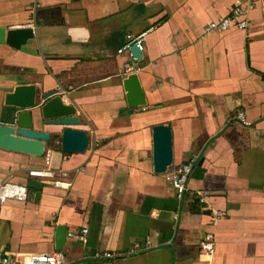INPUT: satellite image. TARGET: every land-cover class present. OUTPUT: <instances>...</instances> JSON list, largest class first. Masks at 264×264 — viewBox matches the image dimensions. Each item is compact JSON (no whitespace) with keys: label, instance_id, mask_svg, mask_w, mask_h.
Returning <instances> with one entry per match:
<instances>
[{"label":"crops","instance_id":"obj_1","mask_svg":"<svg viewBox=\"0 0 264 264\" xmlns=\"http://www.w3.org/2000/svg\"><path fill=\"white\" fill-rule=\"evenodd\" d=\"M237 1L0 0V26L34 31L19 50L0 44V88L66 91L75 128L90 140L80 154L56 140L39 158L0 150V184H45L24 202L0 203V254L61 252L64 264H103L105 252L116 264H264V0H252L246 30L203 32ZM140 33L145 104L130 109L120 74L129 58L118 50ZM3 96L0 123L8 124ZM240 112L251 126L233 120ZM159 124L172 134L167 171L195 158L180 198L165 173L153 172L151 128ZM30 169L70 185L30 177ZM216 212L224 217L213 223ZM59 225L67 234L85 228V243L67 236L55 250ZM206 233L210 256L198 249Z\"/></svg>","mask_w":264,"mask_h":264},{"label":"water","instance_id":"obj_2","mask_svg":"<svg viewBox=\"0 0 264 264\" xmlns=\"http://www.w3.org/2000/svg\"><path fill=\"white\" fill-rule=\"evenodd\" d=\"M34 38L31 27L7 29L0 26V44L19 50ZM132 57L140 60L142 52L135 45L130 48ZM127 106L130 109L145 104L144 94L138 75L132 73L122 81ZM4 93L3 105L10 108V123H0V150L20 153L33 157H42L46 144L56 140L60 150L66 154H80L89 147L87 133L76 129L80 120L72 105L65 104L62 96L55 91L39 93L34 84H20L14 87H1ZM58 129L54 133L35 129V124ZM152 135V167L156 174H164L172 164V134L170 125L159 124L151 128ZM45 184L37 180L26 183L28 189L40 190ZM67 238V230L63 225L55 229V250L60 251Z\"/></svg>","mask_w":264,"mask_h":264},{"label":"built area","instance_id":"obj_3","mask_svg":"<svg viewBox=\"0 0 264 264\" xmlns=\"http://www.w3.org/2000/svg\"><path fill=\"white\" fill-rule=\"evenodd\" d=\"M252 0H238L235 5L231 8L230 12L222 17L217 18L206 24L203 27V32L205 34L211 32H226L230 29L246 30L248 27L247 12L252 9ZM144 39L145 33H140L138 35L131 36L128 41L118 50L119 54L127 53L129 60L125 62L121 69V76L126 77L129 74L137 73L141 70L140 66L137 65V60L134 59L130 53V48L135 45L140 52L144 49ZM136 62V63H135ZM67 92L58 89L56 94L63 96ZM233 120L244 125L246 127L251 126V122L248 121L243 113H237ZM194 157L189 158L182 165L176 166L169 169L165 173V180L168 182L177 193V197L180 198L187 190V181L192 170V165L194 164ZM30 177H35L41 181L49 182L58 187L67 186L69 183H63L56 178V173L49 169H30L27 172ZM28 197V188L22 184H16L11 182H3L0 184V203L8 200H15L18 202L26 201ZM206 196L204 193L199 194L198 201L204 202ZM224 217V213L216 212L212 217V222L215 223L218 219ZM87 230L85 228L81 229L78 233H68V237L76 238L82 243H85V236ZM199 253L201 255L210 256L214 251V238L211 233H206L200 240L198 244ZM102 258L104 259L103 264H116L114 261V254L110 252L102 253ZM64 256L61 252L53 253H28L22 260L12 258L7 255L0 254V264H64Z\"/></svg>","mask_w":264,"mask_h":264},{"label":"trees","instance_id":"obj_4","mask_svg":"<svg viewBox=\"0 0 264 264\" xmlns=\"http://www.w3.org/2000/svg\"><path fill=\"white\" fill-rule=\"evenodd\" d=\"M48 148H55V146L54 145H52V144H49V146H48Z\"/></svg>","mask_w":264,"mask_h":264}]
</instances>
